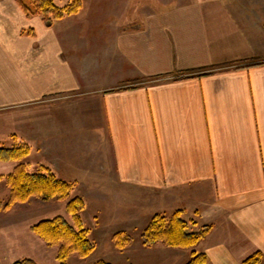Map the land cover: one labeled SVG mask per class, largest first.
<instances>
[{
    "label": "crops",
    "instance_id": "0c3cea01",
    "mask_svg": "<svg viewBox=\"0 0 264 264\" xmlns=\"http://www.w3.org/2000/svg\"><path fill=\"white\" fill-rule=\"evenodd\" d=\"M72 17L47 27L0 0L16 138L59 178L121 197L123 220L182 210L190 231L212 226L196 247L210 264H264V0Z\"/></svg>",
    "mask_w": 264,
    "mask_h": 264
},
{
    "label": "rangeland",
    "instance_id": "374dc122",
    "mask_svg": "<svg viewBox=\"0 0 264 264\" xmlns=\"http://www.w3.org/2000/svg\"><path fill=\"white\" fill-rule=\"evenodd\" d=\"M180 1L183 0H144V4L147 3L150 7L157 9L164 3L172 5ZM70 2L71 0H57L60 6ZM140 2L141 0H83L81 12L86 14L115 11L132 14ZM82 13L78 16L73 15L72 19L82 22L84 17V14L81 16ZM16 111L14 107L0 109V147L12 148L23 143L15 136L13 120ZM31 149L32 152L26 159V163L31 172H38L45 167L39 163L44 159V155L39 148L31 146ZM17 164L16 162H0V175L11 174ZM69 182L74 183V195L83 197L87 203L81 216L85 227L90 231L89 237L96 245V250L87 258H80L73 253L67 264H95L99 260L113 264H186L189 261L190 250L171 249L163 244L144 246L141 233L149 222L129 223L123 220L127 213L126 204L121 197L111 195V191L104 188L93 189L90 185L79 183V181ZM9 197L10 188L4 179L0 181V264H14L26 258L33 259L38 264H59L57 260L59 246L47 244L34 234L30 227L56 216H64L73 223L66 211V202L32 198L25 204L16 203L9 211H4L3 206ZM130 211H132L131 208ZM135 213L137 212L133 209L132 215ZM118 232L130 236L131 245L119 249L114 241V235Z\"/></svg>",
    "mask_w": 264,
    "mask_h": 264
},
{
    "label": "trees",
    "instance_id": "16d2710c",
    "mask_svg": "<svg viewBox=\"0 0 264 264\" xmlns=\"http://www.w3.org/2000/svg\"><path fill=\"white\" fill-rule=\"evenodd\" d=\"M16 2L27 17L40 16L47 27H52L55 22L67 16L79 13L83 8V0H71L65 6H60L57 0H16ZM31 152V146L27 143H20L12 148L0 147V162L18 163L11 174L0 175V181L5 179L10 188V197L3 210L9 211L16 203L25 204L32 198L66 202V211L73 223L64 216H56L33 224L30 230L47 244L59 246L57 255L59 264H67L73 253L80 258L89 257L96 250V245L90 239V231L85 227L81 216L87 207L85 199L74 195V183L59 178L50 168L43 167L38 172H31L26 163ZM189 224L183 218L182 210L173 214L156 213L141 233L142 243L146 247L163 244L168 248L188 249L191 250V254L186 264H210L208 256L197 251L196 247L210 234L212 226L205 225L198 231H190ZM114 241L119 249H124L131 245L132 238L123 232H118L114 235ZM262 259L263 254L257 252L246 258L243 264H260ZM14 264L38 263L26 258ZM95 264L113 263L99 260Z\"/></svg>",
    "mask_w": 264,
    "mask_h": 264
}]
</instances>
